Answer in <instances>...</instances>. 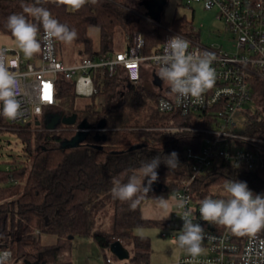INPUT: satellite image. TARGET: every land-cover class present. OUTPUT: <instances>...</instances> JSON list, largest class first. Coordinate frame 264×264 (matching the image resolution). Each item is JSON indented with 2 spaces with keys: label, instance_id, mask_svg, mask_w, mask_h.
<instances>
[{
  "label": "trees",
  "instance_id": "1",
  "mask_svg": "<svg viewBox=\"0 0 264 264\" xmlns=\"http://www.w3.org/2000/svg\"><path fill=\"white\" fill-rule=\"evenodd\" d=\"M34 3L35 0H0V32L12 36L6 23L13 14H23L30 22H36L23 11L24 6ZM37 6L48 9L61 24L75 29L77 38L72 44L80 46L81 59L118 52L119 31L126 46L132 45L135 33L141 31L146 41L144 53L174 35L194 34L191 21L185 17L172 21L163 15L157 17L154 10L158 8L149 1L131 4L129 0H98L97 4L89 2L79 10L54 0H43ZM92 27L100 30L98 49L89 33ZM56 41L57 55L63 59L64 43ZM93 79L96 92L87 104L78 107L75 82L60 74L56 83L57 104L52 111L61 113L63 119L54 130L46 128L43 117L39 123L34 120L14 125L0 116V133H15L23 145L21 153L10 154L9 166L0 168V249L12 250L10 264L49 260L77 237L93 239L103 250L106 262L105 252L114 241L124 244L132 240L134 252L122 264H149L151 239L136 234V229L167 227L168 220L145 218L142 205L148 199L168 198L190 177L186 150L191 146L198 149L203 135L165 128L190 120L158 110L157 102L163 93L150 71L143 69L141 79L131 84L125 77L111 76L106 67H99L94 70ZM123 81L126 85L122 91L119 88ZM119 92L123 95L120 101L116 99ZM249 104L252 106L245 110L247 121L243 131L247 136L264 139V80L253 81ZM84 120L91 127L86 138L78 145L65 146ZM173 151L178 154L180 165L168 169L161 163L157 169L158 180L163 184L161 190H151L135 209L130 202L113 198L114 178L126 183L142 161ZM224 170L227 173L223 175L198 178L194 191L204 196L218 179L243 181L254 194H264V170L248 171L241 167L238 174L232 166ZM44 235H53L56 241L45 244Z\"/></svg>",
  "mask_w": 264,
  "mask_h": 264
},
{
  "label": "built area",
  "instance_id": "2",
  "mask_svg": "<svg viewBox=\"0 0 264 264\" xmlns=\"http://www.w3.org/2000/svg\"><path fill=\"white\" fill-rule=\"evenodd\" d=\"M133 1L143 3L152 0ZM182 1L188 7H192L193 3H203L205 9L214 10L216 18L225 25L232 49H226L218 42L204 43L201 28L192 23L194 34L179 36L189 42L188 51L201 50L214 54V86L203 94L199 103L189 98L179 104L168 95L169 89L163 82L158 86L163 93L157 102L158 110L179 114L190 120L183 125L173 124L165 128L196 131L203 135L198 149L191 146L186 150V159L191 167L190 177L174 191L176 202L184 201L185 208L174 207L166 228L169 232L164 236L177 240L183 226V212L193 210V222L204 228L203 252L195 258L180 254L176 264H264V231L254 238L238 237L224 227L211 225L200 218L199 202L206 197L224 198L225 181H213L204 196L198 195L193 187L200 177L227 173L224 170L226 166H232L237 174L241 167L248 171L264 170V139L247 136L240 128L241 118L253 93V81L264 80V0ZM42 36L41 25L38 39ZM166 41L149 53H144L145 37L138 31L133 44L125 46L123 50L108 56L83 57L70 65L57 55L56 40L50 54L44 50L39 53V64L23 59L17 49L3 47L0 53L6 62L11 61L10 70L18 76V100L23 112L22 116L8 121L14 125H25L42 117L45 120L47 114L54 113L52 106L57 104L56 83L60 74L73 80L76 93L83 97H90L96 92L93 72L99 67H106L111 76L125 77L131 84L138 82L143 69H147L154 81L157 68L155 58L163 54ZM4 250L11 253V262L12 250L0 249ZM107 262L113 260L107 257Z\"/></svg>",
  "mask_w": 264,
  "mask_h": 264
},
{
  "label": "clouds",
  "instance_id": "3",
  "mask_svg": "<svg viewBox=\"0 0 264 264\" xmlns=\"http://www.w3.org/2000/svg\"><path fill=\"white\" fill-rule=\"evenodd\" d=\"M43 0H35L32 6H24L23 11L34 18L30 22L23 14H13L7 18L6 27L18 42L20 50L26 58L39 54L42 50L49 54L53 49V41L71 44L77 38L75 29H69L52 17L48 9L40 7ZM58 4L70 6L79 10L87 3L97 4L98 0H54ZM127 9L124 8V11ZM43 36L38 39L40 26ZM189 42L174 35L166 41L162 55L155 58L157 68L155 74L169 89L168 95L179 104L189 98L199 103L203 94L211 89L216 81V72L212 67L214 54L207 51H188ZM11 61L0 53V116L15 120L23 115L18 76L10 70ZM163 163L168 169L180 165L178 154L173 151L167 155H157L147 161H142L139 168L134 169L127 182L120 179L112 180L111 195L122 202H130L135 209L142 199L151 191L152 185L158 180L157 169ZM224 198L206 197L199 202L200 218L211 224L222 226L238 237H256L264 231V194H254L246 182L227 180L223 185ZM158 206L167 211L169 203L163 197L157 198ZM176 208H185L184 201H178ZM193 210L183 212V226L176 243L186 249L193 258L203 252L204 228L193 222ZM171 213H169L170 215ZM168 215V216H169ZM166 216L165 218H167ZM264 243V241H262ZM11 253L0 251V264H10Z\"/></svg>",
  "mask_w": 264,
  "mask_h": 264
},
{
  "label": "rangeland",
  "instance_id": "4",
  "mask_svg": "<svg viewBox=\"0 0 264 264\" xmlns=\"http://www.w3.org/2000/svg\"><path fill=\"white\" fill-rule=\"evenodd\" d=\"M129 3L132 4L134 1L132 2V0H129ZM191 6L192 7L184 5L182 0H165L163 6L158 10H154V13L157 17L163 15L168 21H172L174 18L185 17L187 20L191 21L195 27L201 28V38L204 43H222L224 48L231 50L232 46L227 40L225 25L221 20L216 18V12L214 10L205 9L203 3H193ZM145 8L148 10V7ZM89 33L93 38L94 48L98 49L100 46L99 28L92 27L89 30ZM116 44L118 51L123 50L126 46L125 40L120 31L116 37ZM3 47L20 50L18 42L13 36L0 32V50ZM79 49L80 46L78 45H74L72 43L64 44V51L61 55L66 62H73L76 59L81 58ZM125 85L126 83L124 81L121 82L119 89L122 91L125 90ZM122 97V93H117L116 99L118 101L122 100ZM89 101L90 97L79 96L76 100V105L78 107H83ZM248 106L252 105L248 104ZM246 121L247 113L245 112L241 118L240 128H245ZM4 129L6 130L7 128ZM22 146L21 140L15 133H0V168H7L9 166L8 162L11 160L10 154L21 153ZM165 200L168 201L171 207L170 213L172 214L176 204V194H170L168 198H165ZM151 203L158 204V200H146L143 205L145 210L148 208V210L152 212L153 208H150L149 206ZM166 228L167 227L161 226H142L136 229V234L146 235L151 239L149 264H176L180 254H189L186 249H182L177 245L176 239L171 236H164L166 232H169ZM42 241L45 244H52L56 241V238L53 235H44L42 236ZM82 241H88V247H81L80 244ZM71 244V247H68V250L65 249L64 252L65 254H69L70 251L73 252L71 254L74 260L73 264H85L87 259L90 264H107L103 250L93 239L77 237ZM68 245H70V243ZM123 246L128 252L129 258V256H131L134 252V243L132 240H128L124 242ZM105 253L106 257H110L113 260V264H122V261L128 259H120L114 256L110 250Z\"/></svg>",
  "mask_w": 264,
  "mask_h": 264
},
{
  "label": "water",
  "instance_id": "5",
  "mask_svg": "<svg viewBox=\"0 0 264 264\" xmlns=\"http://www.w3.org/2000/svg\"><path fill=\"white\" fill-rule=\"evenodd\" d=\"M149 2L153 3L154 7L159 9L160 7L163 6L165 0H152ZM161 82L162 81L159 79V77L155 76L154 83L159 86ZM62 119H63V115L61 113L47 114L45 117L46 128L48 130L56 129V127L62 121ZM39 122L40 121L38 120L37 123ZM90 130H91V127L89 123L86 120H84L79 125L77 134L71 140L66 141L64 145L65 146L66 145H69V146L78 145L80 142H82L86 138ZM162 188H163V184L159 180H157L156 182L153 183L151 190L153 189L161 190ZM110 251L120 259L128 258V252L126 251L123 244L119 240L114 241L111 244Z\"/></svg>",
  "mask_w": 264,
  "mask_h": 264
},
{
  "label": "crops",
  "instance_id": "6",
  "mask_svg": "<svg viewBox=\"0 0 264 264\" xmlns=\"http://www.w3.org/2000/svg\"><path fill=\"white\" fill-rule=\"evenodd\" d=\"M18 51L21 53L22 58L25 59V60L32 61V62H35L37 64H39L41 62L39 54H35L31 58H26L20 50H18ZM80 59L81 58L76 59L73 62H66L65 59L63 58L62 61L65 64L70 65V64H73V63H76V62L80 61ZM143 205H142V214H143V216L145 218L162 219V220H168L169 219V216H170L169 213L171 212L170 205H169V208L167 209V211H165L164 209L159 207L158 204L151 203V204H149V206H150V208H153L152 212L149 211L148 208L145 210ZM166 216H168V217L165 218ZM74 239H76V238H74ZM72 241L70 242V245H66L65 247H63L59 251H57L55 253V255H53L51 257V259H49V260H41L40 262H38L36 264H73L74 260H73V257L71 255L73 252H71L70 250H69L70 251L69 254H65V252H64L65 249L68 250V247H71ZM83 242H85V243H83ZM88 245H89L88 241H82L81 244H80V246L83 247V248L84 247H88ZM85 264H90L88 259H87Z\"/></svg>",
  "mask_w": 264,
  "mask_h": 264
}]
</instances>
